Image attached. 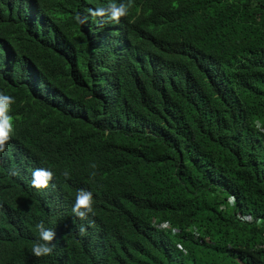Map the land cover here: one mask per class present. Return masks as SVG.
<instances>
[{"label": "trees", "instance_id": "16d2710c", "mask_svg": "<svg viewBox=\"0 0 264 264\" xmlns=\"http://www.w3.org/2000/svg\"><path fill=\"white\" fill-rule=\"evenodd\" d=\"M121 2L0 0V264H264V0Z\"/></svg>", "mask_w": 264, "mask_h": 264}, {"label": "clouds", "instance_id": "9594fccd", "mask_svg": "<svg viewBox=\"0 0 264 264\" xmlns=\"http://www.w3.org/2000/svg\"><path fill=\"white\" fill-rule=\"evenodd\" d=\"M131 7L132 0H127V3L121 2L119 5H117L116 3H112L107 8L100 7L96 9H89L88 11L92 17H107V20L101 19L102 26L103 23L107 22L118 23L121 17L127 16L128 11ZM78 20L80 23L86 22V18L80 19L78 17ZM14 103L15 100L13 97L0 92V153L5 152L7 145L12 139L14 121L13 117L9 115V112L11 110V106ZM257 127L259 128V124H257ZM90 168L93 169L90 175L94 178L97 174L95 171L97 165L95 163H92L90 164ZM8 174L10 176H16L18 175V172L15 169H9ZM62 175L66 180L71 178L70 173L67 170H65ZM53 178V171L45 168L35 169L32 171L31 186L37 190L47 189ZM93 205L94 199L92 192L86 189H80L75 196L72 213L81 221L88 220L90 215H95ZM91 224L92 221H89V226H91ZM35 227L39 235L38 239L33 242L31 248L32 255L37 258L52 255L56 248V245L53 243L56 236L55 231L51 228L46 227L44 221H40L36 224ZM160 227L163 229H167L170 228V224L166 222L163 223ZM78 231L80 235H84L86 232L85 226L82 224L79 227Z\"/></svg>", "mask_w": 264, "mask_h": 264}, {"label": "built area", "instance_id": "2783aa9c", "mask_svg": "<svg viewBox=\"0 0 264 264\" xmlns=\"http://www.w3.org/2000/svg\"><path fill=\"white\" fill-rule=\"evenodd\" d=\"M248 219H250V218H248ZM251 221H252V219H251Z\"/></svg>", "mask_w": 264, "mask_h": 264}]
</instances>
